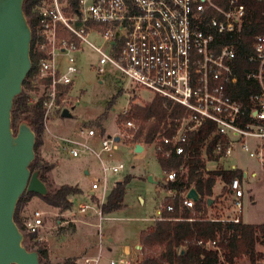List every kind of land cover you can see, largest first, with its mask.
<instances>
[{"label": "built area", "instance_id": "2783aa9c", "mask_svg": "<svg viewBox=\"0 0 264 264\" xmlns=\"http://www.w3.org/2000/svg\"><path fill=\"white\" fill-rule=\"evenodd\" d=\"M255 1L264 6V0ZM67 9L70 10L69 5L65 6L61 0H45L34 8L38 20L34 47L46 55L38 63V75L51 81L45 87V117L58 103V87L71 85L78 72L75 53L81 50L82 45H88L99 56L95 65L99 77L115 71L120 76V79L115 77L116 80L123 79L172 106L178 105L185 109L187 114L177 120L178 125L172 136H161L152 144L156 154L165 158L182 155L188 134L209 122L213 129L203 142L201 159L203 162L209 159L206 150L211 143L212 158L209 160L213 167L205 170H237L234 166H224L234 148L264 169V32L252 36L247 60L255 68L243 72L244 79L254 83L257 91L248 96L247 105L230 96L237 84L234 72L236 48L233 41L240 38L248 12L243 1L79 0L77 9L69 11V17L66 15ZM261 15L264 19V9ZM91 32L99 38V45L88 40ZM58 55L67 57L68 62L63 71L56 67ZM128 112L129 103L124 107L123 115ZM125 126L136 130L135 138L138 127L135 129L131 121H126ZM95 135L94 130L82 128L79 130L82 142L74 137L58 140L72 158L111 152L123 140L118 135L101 138L100 148L94 152L87 145V140ZM123 169L122 164H102V174L93 179L90 190L104 191L106 173L115 174ZM176 179L175 171L166 173L168 183ZM242 179L236 177L225 186L229 213L216 218L205 216V220L241 224ZM188 191L179 198V205L193 211L195 202L186 197ZM102 205L93 207L88 203L75 204L63 215L73 219L76 215L94 210L100 221L107 220L102 216ZM159 210L171 212L173 207L167 204L160 206ZM47 216L48 212L32 211L24 221L25 229L29 234L38 235L45 228ZM154 220L166 219L157 217ZM228 235L229 232L226 233ZM34 241L42 239L37 237ZM221 243H225L222 232L216 234L213 240L204 243L198 241L197 245L219 254ZM101 259V254L84 257L83 264H99ZM108 263L128 264V261L119 258L109 259Z\"/></svg>", "mask_w": 264, "mask_h": 264}, {"label": "rangeland", "instance_id": "374dc122", "mask_svg": "<svg viewBox=\"0 0 264 264\" xmlns=\"http://www.w3.org/2000/svg\"><path fill=\"white\" fill-rule=\"evenodd\" d=\"M61 2L65 6L66 4L68 5L66 0H61ZM69 11L71 10L67 9L66 15L68 17L71 16V12ZM88 40L96 45L100 44L99 38L93 32L90 33ZM76 57L78 72L72 84L67 86V89L69 88L68 93L58 101L55 109L52 108L46 115L41 142L37 150L34 151V159H37V162L41 166L46 164L52 167L46 173V186L49 190L58 188L61 185L76 187L80 191H83V196L81 192L76 194L77 199H75L74 203L76 204L79 199L80 201H85L93 205L92 199L90 197L86 198V193H88L93 179L101 176V165L113 166L122 164L124 169L118 173H106L108 194L116 183L122 182L128 176L130 177L125 185L123 207L119 211H116V215L123 218L151 217L157 201V189L148 181V177L152 176L155 179H163V170L155 158L153 148H148L142 154L140 149L135 150L136 145H142L141 140L136 139L137 133L134 138L136 130L132 131L128 129L125 126V122L131 121L135 125V129L138 127L139 130V125L132 118L131 107L133 105H146L154 98L153 93L134 87L123 79L122 81L116 80L115 77L120 79V76L115 71H109L106 76L99 77L95 71V65L97 64L99 56L88 45H82L80 52L76 53ZM67 62V57L57 56L58 65L64 67L67 65ZM37 73L39 74L38 70ZM35 87L37 91L28 92L30 104H34L37 99L44 97L47 92L43 84L35 85ZM128 103L129 112L127 115H123V109ZM72 107H74L73 110H71ZM65 110L70 113L69 118L62 116ZM54 115L55 117H53ZM101 124L104 126L105 131L104 129L98 128ZM82 128L95 131L96 135L87 140V145L94 152L99 150L101 138H113L114 135H118L122 136L123 140L117 144V149L111 152H102L99 156H95L92 153L91 155L72 158L66 153L67 151L58 139L74 137L75 139H80L82 142L83 139L79 137V130ZM233 151L231 158L227 160L224 166L235 165L238 169L242 170V173L245 172L246 178L244 183H242V220L246 224H264V171L256 165L255 161L246 158L244 154L239 152L240 150L235 151L234 148ZM251 172L255 173L254 178L250 177ZM140 198L143 203L140 201ZM219 204L221 209L226 210L225 212L222 213L223 210L220 209L221 212L211 211L206 216L216 218L229 213V199L223 197ZM34 210L53 212L52 216L46 218L45 226H54L57 219L63 221L64 219L60 215L65 214L60 209H52L49 207L37 195L23 198L19 206L18 215L20 225L23 226L21 230L23 245L29 251H35L34 241L30 239L31 235L25 229L24 221ZM72 218L85 222L89 221V219L79 216ZM76 221H69L68 224L57 228L56 232H58V235L64 234L65 236L73 237L74 233H76ZM146 225L147 223L137 219L103 222L100 234H103L105 240L108 237L105 235V231L108 230L109 232L111 230L117 238L119 245L130 247L134 242L139 240V234ZM39 235H42V231L36 236L39 237ZM98 239L97 228L91 224L85 226L74 237V241L78 245L73 253L77 254L76 256H81L77 248L89 242H91L90 244L92 246L97 247ZM255 250L264 255V248L260 245H256ZM109 256L111 257L106 256L100 263L108 264L107 259L116 257L114 254ZM51 262L53 264L58 263L52 260ZM76 262L79 264L77 260ZM80 262L83 264V259ZM234 264H249V262L245 256H241L240 259L234 261ZM255 264H264V261L257 260Z\"/></svg>", "mask_w": 264, "mask_h": 264}, {"label": "trees", "instance_id": "16d2710c", "mask_svg": "<svg viewBox=\"0 0 264 264\" xmlns=\"http://www.w3.org/2000/svg\"><path fill=\"white\" fill-rule=\"evenodd\" d=\"M45 0H25L23 12L27 17L28 25L31 29L30 60L31 69L23 81L21 93L15 97L11 109V126L14 135L17 133L19 124L27 122L35 134L34 151L37 150L44 131V120L46 109L43 105L44 97H40L34 104H30L28 92L37 91L35 85L49 86L50 79L40 78L37 73L38 63L46 58L44 52L35 49L37 16L34 8ZM70 10L77 9L79 0H66ZM245 3L247 9L246 26L240 38L233 41L236 48L234 59V72L237 76L236 88L231 91V98L247 105L248 96L257 91V86L244 79L243 72L254 69L255 65L247 60L250 52V41L254 34L264 32V19L261 15L263 5L255 0H240ZM95 26V24H91ZM69 89V88H68ZM67 86L58 87L57 102L68 93ZM132 118L139 125L136 139L141 143L152 145L161 136H172L178 123L177 120L187 113L185 109L178 105L172 106L164 99L154 97L149 103L143 106L133 105L131 107ZM103 119V118H102ZM213 125L204 123L197 131L188 134V140L183 145L184 153L168 158L156 154L158 164L164 172L175 171L176 181L169 182L164 187L174 190L178 194L184 193L193 187L200 197V201L195 202L193 211L182 208L179 205V198L170 201L173 207L171 212H164L163 218L166 220L155 221L152 227L144 230L140 234L139 242L142 247V260L138 264H234L235 260L245 256L249 264H255L257 260L264 261V255L256 252L255 246L264 248V224L250 225L231 223L221 224L205 220L207 211V199H211L210 208L213 205L211 189L216 180H220L227 185L236 177L241 178V171H208L205 170L204 162L201 159L203 142L209 136ZM212 145L208 144L206 154L211 159L210 151ZM52 169L50 165H40L37 159L30 164L31 173L37 172L39 179L46 186V173ZM130 177H126L122 182L115 184L110 192L107 201L100 207L103 214H110L119 211L123 207L125 185ZM47 188V186H46ZM41 197L42 201L53 208L66 212L72 207L71 197L80 193L76 187L61 185L58 188L49 190ZM223 188L218 197L227 194ZM36 194L24 192L19 198L15 212L14 222L20 230L19 206L24 197H32ZM38 196V195H37ZM27 201V199H26ZM173 219H181L175 221ZM186 219H194L187 221ZM222 232L225 243L219 244L220 253L204 249L197 245L198 241L203 243L213 240L216 234ZM229 235L226 236V233ZM31 240H35L36 235L30 234ZM35 251L39 255L40 264H53L48 255V247L44 241H34ZM27 249V248H26ZM55 264H77L76 259L67 258Z\"/></svg>", "mask_w": 264, "mask_h": 264}, {"label": "water", "instance_id": "95a60500", "mask_svg": "<svg viewBox=\"0 0 264 264\" xmlns=\"http://www.w3.org/2000/svg\"><path fill=\"white\" fill-rule=\"evenodd\" d=\"M24 1L0 0V264H40L38 253L24 247L14 212L24 192L38 196L48 192L38 173L29 170L35 158L34 132L25 121L15 135L11 126L13 101L31 69V29L23 12ZM62 116L69 118L70 113L65 110ZM148 181L152 182L151 177ZM186 197L200 201L194 188ZM211 202L207 199V206Z\"/></svg>", "mask_w": 264, "mask_h": 264}, {"label": "crops", "instance_id": "0c3cea01", "mask_svg": "<svg viewBox=\"0 0 264 264\" xmlns=\"http://www.w3.org/2000/svg\"><path fill=\"white\" fill-rule=\"evenodd\" d=\"M78 52H80V51H78ZM76 53L74 56H75V59L77 62ZM56 63H57V58H56ZM56 67L60 71L64 70V67L60 66L58 64H56ZM73 109H74V107H72L71 110H73ZM53 117H55V115ZM98 128L104 129V131H105V128L102 124ZM137 148L140 149L141 154H142L148 148H153V147H152V145L142 143V145H140L139 147H137V145H136L135 150ZM235 151H238L237 148H235ZM154 154H155V158L157 160L156 153H154ZM84 155H91V154H84ZM204 164H205L206 169L211 170L213 167V164L211 163V161L209 159L206 160L204 162ZM230 166H234L237 170L241 171V179L243 178L242 183H244L245 178H246L245 172L242 173V170L238 169L235 165H230ZM260 169L264 171V169H262V168H260ZM162 172H163V174H162L163 179H155L152 176H149L152 179V182H150V183H152L157 189V201H156V205L154 208L153 215L151 217H147V218H123V217L117 216L116 215L117 212H113L112 214H102V216H104L105 218H108V219L100 221L96 212L94 210H89L84 215H76L79 217H84L85 219L86 218L89 219L88 222L87 221L85 222L83 220H77L76 219L77 220L76 221L75 219H70L68 217H65L63 215L64 214L63 213L60 215L61 218L64 219L63 221L57 219L54 226H45V228L43 230H41L42 235H39V237L42 239V241H44L47 244L48 255H49L50 261L52 260V261H56V262L60 263V261H62L64 259L73 258V259H76L79 264H82L80 262V260L83 259L84 257H95V255L101 254L102 259H103L106 256L111 257L109 255L114 254L116 257L115 258H109V259L125 258L128 261V264H138L142 260V248L140 246L139 240L134 242L130 247L129 246H121L118 244L119 242L117 241V238L114 236V234L112 233L111 230H109V232H108V230L105 231L106 234L105 233L104 234L107 235L108 237H107V239L104 240L105 237L103 236V234H100L101 225L103 222H115V221L121 220V219H137V220H140L144 223H147L146 227L142 230V231H144V230L148 229L149 227L153 226V224L155 222V220H154L155 218H157V217L163 218L164 212H168V211H165V210L160 211L159 207L170 204V201L175 199V198L183 197L185 195V192L178 194L174 190L166 189L164 186L167 185V183H168L166 180V173L167 172H164V171H162ZM250 177L254 178L255 173L251 172ZM225 186L226 185H224V183L221 182L220 180L215 181V183L211 189L212 197L214 198L213 205L210 208H208V206H206L207 207L206 214L211 212V211L221 212L219 202L223 199V197L228 199V197H227L228 194H223L222 196H220L218 198H217V196H219V194L221 193L223 188H226ZM111 191L112 190L109 191V194ZM80 192H81V194L83 193L82 190ZM109 194H108V180H107L106 188L104 191L92 192L89 189L88 193H86L87 196L86 195L85 196H86V198L90 197V199H92L93 205L92 204L91 205L93 207H98L99 205L104 204L107 201ZM82 196H83V194H82ZM76 197H77L76 195L72 196V198H71L72 205H75L74 202H75V199H77ZM140 201L143 203L141 198H140ZM79 203H88V202L80 201L78 199L76 204H79ZM88 204H90V203H88ZM49 207H51V206H49ZM216 207H218V208L214 209ZM51 208L57 209V208H53V207H51ZM221 210H223L222 213L226 211L224 209H221ZM45 212H48V211H45ZM52 215H53V212H48V216H52ZM226 215H221V216H226ZM69 220H75L76 221L75 222L76 233H74V236L68 237V236H65L64 234L58 235V232H56V229L61 228L62 226L68 224ZM240 221H241V224H246V222H243V220H242V213L240 215ZM90 224L94 225L98 230V237H99L98 246L97 247L92 246L90 244L91 242L86 243V245L83 244L81 247L77 248V251L81 253V256L80 255L76 256L77 254H74L73 252H75L74 249L77 247L78 243L76 241H74V237L80 230H83L85 226L90 225ZM247 224H249V223H247ZM250 225H254V224L250 223ZM141 232H140V234H141ZM140 234H139V238H140ZM109 259H107V262ZM101 260H100V262H101ZM99 264H101V263H99Z\"/></svg>", "mask_w": 264, "mask_h": 264}]
</instances>
